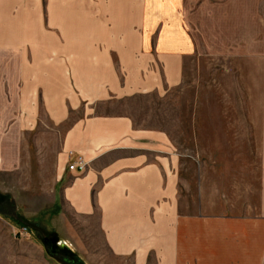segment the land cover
Returning <instances> with one entry per match:
<instances>
[{
  "label": "crops",
  "instance_id": "1",
  "mask_svg": "<svg viewBox=\"0 0 264 264\" xmlns=\"http://www.w3.org/2000/svg\"><path fill=\"white\" fill-rule=\"evenodd\" d=\"M183 10L184 0H0V60L13 110L0 172H25L17 152L31 149L27 133L45 128L59 146L39 154V184L23 187L57 207L80 252H91L93 229L103 249L133 264H264V117L263 131L247 134L263 142L256 180L231 195L230 212L209 210L202 193L192 213L172 139L137 127L125 111L181 84L185 62L198 53ZM78 156L88 164L82 174L68 169Z\"/></svg>",
  "mask_w": 264,
  "mask_h": 264
},
{
  "label": "rangeland",
  "instance_id": "2",
  "mask_svg": "<svg viewBox=\"0 0 264 264\" xmlns=\"http://www.w3.org/2000/svg\"><path fill=\"white\" fill-rule=\"evenodd\" d=\"M183 13L198 53L185 62L181 84L162 95L138 97L125 111L137 127L163 131L172 139L190 182L187 196L192 213L198 210L202 193L209 210L230 212L231 195L241 188L246 191L259 171L256 151L263 142L248 139L247 134L258 136L263 131L264 0H184ZM5 70L6 63L0 60V166L7 159L11 127L7 118L13 111L6 107ZM24 138L31 149L15 152L26 171L20 165L12 175L0 172V194L4 196L0 202V264H133L103 249L93 229L91 252H80L71 245L68 231L56 217L57 207L40 205L39 189L23 187L39 184L35 162L39 154L44 158L47 152L49 156L55 153L59 139L38 127ZM39 138L40 149L34 147ZM15 144L22 147L23 142L16 140ZM48 209L52 214L46 213ZM74 224L82 227L80 222ZM81 231L86 233L85 228ZM45 239H55L60 252H50Z\"/></svg>",
  "mask_w": 264,
  "mask_h": 264
},
{
  "label": "built area",
  "instance_id": "3",
  "mask_svg": "<svg viewBox=\"0 0 264 264\" xmlns=\"http://www.w3.org/2000/svg\"><path fill=\"white\" fill-rule=\"evenodd\" d=\"M88 167L87 162L83 156H78L77 159L73 162H70L68 169L70 172L84 173Z\"/></svg>",
  "mask_w": 264,
  "mask_h": 264
},
{
  "label": "flooded vegetation",
  "instance_id": "4",
  "mask_svg": "<svg viewBox=\"0 0 264 264\" xmlns=\"http://www.w3.org/2000/svg\"><path fill=\"white\" fill-rule=\"evenodd\" d=\"M45 244L50 248V251L52 253H58V251L60 252L59 249H57V242L55 239H45Z\"/></svg>",
  "mask_w": 264,
  "mask_h": 264
},
{
  "label": "water",
  "instance_id": "5",
  "mask_svg": "<svg viewBox=\"0 0 264 264\" xmlns=\"http://www.w3.org/2000/svg\"><path fill=\"white\" fill-rule=\"evenodd\" d=\"M4 200V196L0 194V202ZM51 252V251H50Z\"/></svg>",
  "mask_w": 264,
  "mask_h": 264
}]
</instances>
